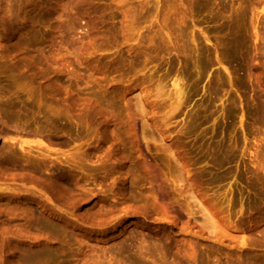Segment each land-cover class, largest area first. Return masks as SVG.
<instances>
[{
    "label": "rangeland",
    "instance_id": "1",
    "mask_svg": "<svg viewBox=\"0 0 264 264\" xmlns=\"http://www.w3.org/2000/svg\"><path fill=\"white\" fill-rule=\"evenodd\" d=\"M0 264H264V0H0Z\"/></svg>",
    "mask_w": 264,
    "mask_h": 264
},
{
    "label": "bare ground",
    "instance_id": "2",
    "mask_svg": "<svg viewBox=\"0 0 264 264\" xmlns=\"http://www.w3.org/2000/svg\"><path fill=\"white\" fill-rule=\"evenodd\" d=\"M155 77L156 76L153 77L149 75L148 78H142L141 82L138 83L139 84L138 89L142 94L141 97L140 96L138 97L140 98L139 101L137 100L139 103L138 106L140 107V110H142L141 113L145 112V114L146 111L149 113V111L153 110L152 108H155L157 110L155 111L156 113L155 112H150V113L152 115L154 113L158 121L163 122L165 125L168 122V121L166 122V120H169V117H172L171 116L172 111L176 110V108H178L182 103L181 94L183 92L181 91V87H179L178 85L179 83H176L178 81V78L177 81L175 79V81L172 83V88H169L168 86H170V84L169 82H167L168 79H166L165 76H162V78L161 76H159L158 78ZM158 100H162L163 102L160 103ZM156 101H158V103L160 104H158ZM155 102L158 104V106L155 105ZM208 203L207 205H204L205 203L204 204L199 203L198 205V209L201 212L200 214L203 220L202 222L204 223L203 225L205 227L204 229H207L208 231L212 232V234L217 232H220V234H222L221 231H223V233L225 234L226 230L224 231L225 225L223 224L224 218L221 217L222 215L220 216L222 212L219 210H218L219 213L218 211L213 212L212 210V207L214 206L213 203H210L212 207Z\"/></svg>",
    "mask_w": 264,
    "mask_h": 264
}]
</instances>
